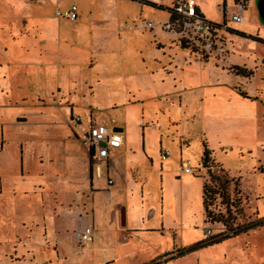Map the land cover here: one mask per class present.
Instances as JSON below:
<instances>
[{
  "label": "rangeland",
  "instance_id": "1",
  "mask_svg": "<svg viewBox=\"0 0 264 264\" xmlns=\"http://www.w3.org/2000/svg\"><path fill=\"white\" fill-rule=\"evenodd\" d=\"M157 1V5L171 9L182 0ZM203 1L210 22L212 20L214 22H211L212 24L220 27L218 33V40L221 43L220 50L207 52L191 40L182 38V36H175L166 31L162 26L169 21L168 12H160L154 9L149 10L150 13L145 18L127 21L126 25L123 22L118 24L117 27L112 28L113 32L108 35H105L102 31L93 32L89 16L96 18V14L94 12L91 15L87 14L82 5L81 9L79 5L80 14L85 15L79 26L85 25L87 30L81 33L79 31L78 37H76L77 32L69 34L68 37H72L78 44L87 43L88 49L85 56L77 58L75 55L71 58L74 64L80 66L76 81H69L72 76L67 74L47 76L40 71L29 73L25 77V66L18 69L9 67V73L5 75L8 82L5 83L12 91L8 94L10 99L8 100L7 96L2 99L3 96L0 94V124L3 126L6 135L4 136L2 150L0 137V184H2L5 191V185L12 186L20 179L21 159L23 157L25 172L28 171L30 174L28 177H37L40 180L43 178L41 183L35 184H41L45 187L44 191L41 190L45 202L44 206L41 205L40 195H33L35 191L40 192L37 188L27 190L24 195L18 193L14 197L11 191L3 194L2 199L4 201L13 200L12 206L15 215L12 216L13 219H10L9 228L14 227V232L18 231V234L23 236L26 233L21 228L23 222L30 223L31 220H34L36 226L42 222L43 216H45L51 236L56 238L61 255L66 258V263L63 264H87L89 253L86 250L101 247L107 243L111 245L113 235L118 233L115 232L118 225L113 224L110 227V223L106 220L103 227L93 228V242L81 246L79 233L84 228L77 233V239L74 233L78 228L75 218L81 202L91 203L93 205L91 208L95 212L96 206H99L98 204L104 206L103 216H109L108 218H110L114 206H119V208L127 210L128 221L131 218L140 220L143 217L147 220L145 222L146 226H160L163 224V228L167 232L164 233L165 235L171 233L169 230L177 231L183 227V229L189 230L184 233L187 235L186 237L188 235L190 239L201 237L200 241L198 240L193 244L194 246L207 239L232 236L234 231L243 230L251 224L264 220V45L250 39L240 38L228 31V29L237 30L248 36L264 40V0ZM122 2L124 7L122 6L120 12L124 13L123 16H126L128 12L130 14V11L135 13L140 8L136 3L125 0ZM34 3L36 4V0H24V8L16 13L4 3V0H0V19L3 20L2 23L8 26L17 24L20 27L19 32H15V36L12 35V31L9 32L11 40L12 38L15 39L18 34H28L26 28L30 11L27 14L26 10L30 5H35ZM70 4L78 8L76 3H72V0H65L61 8L55 9L54 5L49 3L46 10L51 12V17L56 18V11L69 8ZM127 6H131L130 11H128ZM226 6L227 10H225ZM238 6H241L244 11L240 12ZM238 13L241 14L243 20H246L245 23L236 24L230 20L232 15ZM145 21L153 23L154 30L151 33L147 30L139 32L137 29H131L134 24L138 25ZM59 22L65 23V21ZM117 29L122 33L120 45L116 44L115 41H110L111 35ZM240 29L244 31H240ZM141 32L145 35L141 36ZM89 33L93 35L88 36ZM154 33H159V35L155 37ZM126 34L132 36L135 40L128 43L124 38ZM181 41H184L185 50L190 54V59L202 65L210 63L212 68L216 66L218 70L222 65L227 74L241 78L242 83L236 84L234 90L237 93H244L250 99L251 105H249L252 111L261 118L259 119L258 130L255 131L254 129L250 133L246 132L247 137H250L249 139H240V143L248 144L252 146L251 148L254 147L253 149H233L231 154L228 153L224 156V154L218 153L215 154L216 157L211 151L212 163H209L211 171L222 176L220 169H223L227 173L226 179L232 182L226 186L225 196H227V200H222V198L216 196V199L212 202L209 210L214 216L213 220L208 218L207 223L204 222L205 215H203L201 193L202 184L204 179L207 178L208 171L202 167L201 157L204 144L209 150V145L213 146V141L209 140V136L214 140L213 137L217 134V130L211 124L206 125L204 119L201 121L199 115L191 119L187 131L191 142L188 140L183 142L185 144H180L183 147L190 145V150L187 155L180 159L177 155V144L175 145L174 141L177 140L178 134L181 135L184 130L178 133L176 129L177 124H180L179 102L177 99L171 102L172 95L169 94V91L158 86L153 88L145 80L148 85L139 94L141 95L139 103L127 105L125 84L121 83L114 88L111 82L112 75L109 74L112 70L115 74L124 77L126 75L136 76L145 72L144 64L146 65V63L149 68L153 69L158 67L159 58L163 62L162 65L168 58L173 59L174 53L177 55L176 59H180L179 56L182 55ZM175 44L178 46V51H173L174 48L171 49ZM133 45H135V48L131 53L129 50L133 48ZM81 47L84 46L81 45ZM0 48V63L2 64L5 62L3 52L8 53L10 46L1 36ZM106 50L109 53H106ZM60 54H54L50 58H53L58 64L65 60ZM230 54L234 56V63L230 60ZM91 60L94 63L93 67L92 64L90 65ZM186 62H189V60ZM241 62L247 64L242 65ZM234 64L238 66H234ZM19 66H22L21 63ZM236 67H238V70ZM163 68L164 71L169 70V68L167 70L165 67ZM147 72L151 71L147 70ZM98 79L101 80L100 83L94 84ZM57 84H60V88L65 91L66 95L61 96L60 99L55 93L56 90H53ZM75 91L81 97H84L79 96L82 102L71 100ZM57 92H60V90L58 89ZM10 102L11 106H6ZM43 102L47 106H42ZM68 110L71 112L70 116ZM242 113L247 112L244 110ZM20 115L25 116V123H16V119ZM76 117L82 118V125H85L89 119H91L92 125L100 122L98 123L99 126L110 129L123 124L122 126L125 128L124 135L127 133L126 126L130 128V132L127 134L132 139V148L135 149V155L132 156L131 161L127 162L126 149H122L115 151L110 158L113 164L110 172L112 180L120 182L121 178L115 175L118 169L120 174H126L123 181H126V183L128 181L125 190L118 192V196L114 195L117 189L115 186L110 189V192L113 193L111 197L102 193L95 197L93 201L91 198L86 200L85 197L89 196L85 193V190L89 187V182L86 181L89 174L88 176L85 174V169L70 174L64 167L63 158L65 153L75 155L76 159L82 161L83 168L86 167L88 147L85 140L79 136L77 128L81 122L75 121ZM24 121L23 118L17 119V122ZM225 124L227 125V122ZM73 127L76 129H73ZM226 132L227 134L224 137L226 146L231 145L229 142L241 136L240 132L235 131L233 126H228ZM143 140L148 155L143 153ZM207 141H209V145ZM22 144L24 147L21 153ZM226 146L221 149L222 152L228 150ZM161 147L167 149V151L170 150V157L165 162L160 159V155L165 151H160ZM44 155L52 156L47 158ZM252 155H255L254 159H252ZM40 157L43 158L40 159ZM40 160L43 162L42 164H40ZM184 164L187 168L192 169L191 175H181L180 171L185 167ZM77 166L80 167V163H77ZM90 167L91 180L92 177H95V185H104L103 177H96L93 174L92 161H90ZM125 170L127 171L125 172ZM131 170L132 173L127 174ZM64 172L68 176H63ZM41 174H43L42 178L39 177ZM69 181L77 184L78 188H68ZM141 186L143 187L142 190ZM7 193L9 195H6ZM40 194L42 195V193ZM49 214H51V218L47 222ZM115 216L118 219L120 209ZM90 219L89 213L88 220ZM116 222L118 223V220ZM88 223L90 224V222ZM132 226L134 224H128L127 229H118V231H127ZM39 228L35 227L34 230L37 229L36 232H40ZM5 230L6 228L4 231H0V238ZM190 231L191 233H189ZM19 242V244L22 243L21 240ZM32 242L35 245L39 243L37 238L35 241L25 239L24 246L30 248ZM170 243L171 241L162 244L159 250L172 249ZM147 244H150L147 246L149 252L140 253L139 256L141 260L145 261H148L152 256L153 247L157 250L156 242L152 241ZM196 250L183 259H179L175 264H198L197 255L201 257L200 264H264V227L241 233L220 244ZM180 251L178 250L167 257L158 258L156 263L162 264L163 260L178 256Z\"/></svg>",
  "mask_w": 264,
  "mask_h": 264
},
{
  "label": "crops",
  "instance_id": "2",
  "mask_svg": "<svg viewBox=\"0 0 264 264\" xmlns=\"http://www.w3.org/2000/svg\"><path fill=\"white\" fill-rule=\"evenodd\" d=\"M8 1H10L11 3ZM64 1L65 0H36V4L34 3L35 5L32 6L30 5V7H28L26 10L27 14L30 11V13L28 14L29 19L26 28L27 30L26 33L28 34L27 35L18 34V36L15 39L12 38V40L9 38V32L12 31V35L15 36L14 35L15 32H19V28H20L19 25L11 24V26H8L2 23L3 20L0 19V36L10 46V51L8 53L3 52L2 50L5 57V62L2 64L0 63V94L1 96H3L2 99H4V96L8 97V94L12 92L5 83L7 81L5 75L9 73L8 72V70H10L9 67H15L16 69H18L19 67L25 66V72H24L25 77H27L29 73L40 71L41 73H43L44 75L46 74L47 76H52L55 74H67L68 76H72V78L69 81L72 82L76 81V75L80 71V66L74 64L71 58L74 57L75 55L77 58L85 56L87 54L86 51L88 49L87 43L83 42L78 44L77 42H75V40L72 37L71 38L68 37L69 34L76 32L77 35L76 34L75 35L76 37H78L79 31L81 33L82 31L87 30V27L85 25L79 26V24L82 23L83 16H85L82 13L80 14L79 5H80V9L82 5V8H84L87 14L89 13V15H91L93 12L96 14V18L94 16H89V18L91 19L93 32L102 31L103 33H105V35L112 33L113 32L112 28L117 27L118 24H121L123 22L125 23L124 25H126L127 21L145 18L147 17V15H149L150 13L149 10H153L150 7L136 3L140 6L137 12L132 13L130 11L131 6H127L128 11H130V14L128 12L126 16H123L124 13L120 12V9H122L123 6L122 5L123 0H72V3L74 2L78 6V18L75 22H69V21L66 22L65 20L51 17L50 16L51 12L46 10L49 3L51 5H54L55 9H59L61 8ZM147 1L156 4L158 3L157 0H147ZM4 3H6L8 7L12 11H15L16 13L22 10V8H24V0H4ZM203 3H204L203 0H195L196 9L205 20L210 22L209 17H207L206 15L205 6ZM225 10H227V6ZM32 13H34L35 15ZM59 21H65V23ZM245 21L246 20L244 19L243 22L240 23L235 22V23L242 24L245 23ZM211 22L213 21L211 20ZM73 26L75 27L72 28ZM118 29L114 34L111 35L110 41L111 42L115 41L116 44L120 45L122 39L121 37L122 33H120ZM153 30H147V31L151 33V31ZM240 31H244V30L240 29ZM142 33L143 32H141V36H144L145 34ZM92 35L93 34L89 33L88 36H92ZM154 35L156 37L157 35H159V33H154ZM124 36H125L124 37L125 40L128 43L135 40L132 38V36L128 34ZM81 45H83L85 48L81 47ZM134 48L135 45H133V48L130 49L129 51L132 53L134 51L133 50ZM171 49H173V51H178V46L175 44ZM57 53L58 54L61 53L60 55L63 56L65 59L64 61L58 64L55 62L53 58L52 59L50 58L52 55ZM106 53H109V51L106 50ZM181 54L182 55L179 56L180 59H176L177 55L176 53H174V58L173 59L168 58L167 61L164 63V65L161 64L163 62L159 58L160 61L157 63L158 66L157 68L151 69L147 66L146 63V65L144 64L145 72L136 76L126 75L124 77L123 75L120 74L117 75L112 70H110L109 74L112 75L111 82L113 83V87L116 88L121 83L125 84L124 88H125V92L127 93L125 99L127 105L139 103V99L141 98V95L139 94L142 92L143 89L145 90L144 87L148 85L146 81L150 84V86H153V88L158 86L166 91H169V94L172 95L171 102L176 101L177 99V101L179 102L178 110L180 112V124H177L176 129L178 133L179 131L184 130L181 135L178 134L177 140L174 141V144L175 145L177 144V151L179 153V154L177 153V155H179L180 159H182L184 155H187L188 151L190 150V145L186 147L180 146L181 143H182L181 145H183L185 144L183 142H186L188 140L191 142V138L187 134L189 128V121L191 119H194L198 115L199 117H201V121L204 119L206 125L211 124L217 130V134L213 137L214 140H212V137L209 136V140L213 141L212 143L213 146L209 145V141H207L210 151L214 153V156L215 154L217 155L218 153L224 154V156H226L228 153L231 154L233 152V149H238V148H239L238 150H240L241 148L242 149L245 148L248 150L253 149L254 147L251 148L252 146L248 144L240 143L241 142L240 139L242 140H244V138H246V140L249 139L250 137H247L246 132L250 133L254 129L255 131L256 129L258 130V125H260L259 119L261 118L255 112L252 111L250 107L251 105L250 99L243 98L240 95V93H237L234 90V86L236 84L242 83L241 78L227 74L226 70L223 69L222 65L220 70H218L216 66L212 68L210 63L202 65L201 63L195 62L193 59H190V54H188L187 50L185 49H181ZM230 55H231L230 60L232 63H234L235 60L234 56L233 54ZM188 60L189 62H186ZM242 62L240 64L242 65L247 64ZM20 63L22 66H19ZM91 64L93 67L94 63L92 60L90 61V65ZM90 65L89 67L91 68ZM234 66H238V65L234 64ZM163 67H165L166 70L169 68V70L164 71ZM147 70L151 72H147ZM100 81L101 80L98 79L94 84H99ZM58 89L60 90V92H57ZM53 90H56L55 93L57 94L59 99L61 98V96H66L65 91H63L60 88V84H57L56 88H53ZM89 90H90V86H89ZM69 96H70V91H69ZM79 96L80 95L75 91L73 93V98H71V100L72 101L80 100V102H82V99H80L81 96L80 97ZM9 99L10 97H8V100ZM67 101H68V97H67ZM43 103L42 106H47L45 105L46 103L44 104ZM84 104L87 105V103L85 102ZM6 106H11V102ZM243 108L244 110H246L247 113L244 114L242 113L244 111ZM10 111L12 112V110ZM70 114L71 112L69 111V116ZM22 118L25 120L24 122H17V119H22ZM17 119H16V123L26 122V118L24 115L18 116ZM90 122L91 119L87 120L85 125L84 124L82 125V122L78 124L77 129L79 131V136H81L82 139H84V134L86 133L88 127L90 126ZM225 122H227V125L225 124ZM98 123L97 124L95 123V125L99 126ZM66 124L68 125V123ZM122 125L123 124H119L116 127L118 129H122L121 132H117L118 134L115 135V137L119 141V146L110 148L108 165L107 168L104 169L102 172L104 185L103 184L95 185V177H92V180L90 178V173H91L90 161H92V155L88 145H87L88 157L85 168H83L82 166V161H80V159H76L75 155H70L68 153L64 154L65 157L63 158L64 160L63 164L70 174H74L75 171L80 172L81 169H85V174L87 176L89 174L86 180L87 183L89 182V187H87V190H85L86 195L89 196L85 197L86 200L91 198L93 201L95 197H97L99 194L102 193L105 194L106 196L111 197L113 193L110 192V189L114 188L115 186L117 189L114 195L118 196V192H120L121 190L124 191L125 187L127 186L128 181L127 183L126 181L125 182L123 181L126 174L125 175L120 174V171L118 169L116 170L115 175L116 177L121 178L120 182L118 180L116 182L113 181L110 176V172L113 165L111 163L110 158L115 151L126 149L125 153L128 156L127 162L129 160L131 161L132 156L135 155L134 153L135 149L132 148V139L127 134L130 132V128L126 126L127 133L126 135H124L125 128ZM228 126H233L235 131L240 132L241 136L236 140L233 139L234 141L232 140L231 142H229L231 145L226 146L227 144H225L224 142V137L227 134L226 130ZM73 129L76 128L73 127ZM142 132L144 137V127L142 128ZM0 134H1L0 137H1V150H2L4 144V136L6 135L4 134V129L1 124H0ZM127 138L129 139L128 141ZM225 146L228 147V150L226 152H222L221 149L225 148ZM23 147L24 145L22 144L21 153L23 151ZM142 150L144 155H148L146 147L144 146V140H143ZM164 150L167 149H163L162 147L160 148V151H164ZM44 156L49 158L52 155H44ZM254 156L255 155H252L253 157L252 159H254ZM42 158L43 157H40V159ZM166 160L164 161L161 160V161L165 162ZM42 163L43 162L40 160V164ZM77 163H80V167L79 166L76 167ZM88 163H89V167H88ZM127 170H125V172ZM131 173L132 170L127 174H131ZM180 173L181 175L185 174L182 172V170L180 171ZM29 175L30 174L28 171L25 172L23 157H22L20 179H18V181H16V183L12 186L5 185V191L2 187V184H0V231H4V229L6 228L5 233L1 234V238H0V264L66 263V258L61 255L56 238L51 236L52 234L49 228L47 227L45 216H43L42 222H40L36 226H35L36 221L34 220H31L30 223L23 222L21 224V228L24 229L26 232L23 236L18 234L17 231L18 229L16 230L17 232H14L15 231L14 227L9 228L10 219H13L12 216L15 215V212L13 211V206H12L13 200L4 201L2 199V197H4L3 194L5 192L11 191L12 192L11 194L14 197L18 193L20 194L22 193L24 195L27 193V190L37 188L38 191L40 192L35 191L33 195H37V194L40 195L41 205L44 206L45 202L42 191L45 190L44 189L45 187L44 185L41 184H35L42 182L43 174L39 175V177L42 178L41 180L37 177H28ZM63 176H68V174L64 172ZM107 178L113 181L112 185L106 186ZM76 185L77 184H74L69 181L67 187L68 188L72 187L77 189L78 187ZM142 189L143 187L141 186V190ZM40 193H42V195ZM6 195L9 194L7 193ZM98 205L99 206H96L97 209L95 212V210L91 208L93 206L91 203L87 204V202H81V206L78 210L77 217L75 218L78 224V228L74 232L76 239H77L76 237L77 233L83 228L90 227L94 232V229L103 227V224L106 222V220L107 222L110 223V227L113 224L114 225L116 224V226L118 225L119 230L127 229L128 224H134V226H132L127 231H118V229H116L115 232L118 233L117 235L116 234L113 235V240H111V245L107 243L106 245H102L101 247L91 248L86 250L89 253V257H88L89 261L87 264H158L156 263V260L158 258L167 257L168 255L178 250H187L193 244L198 242V240L201 238V237L199 238L194 237L193 239H190L189 235L188 237H186L187 235H185L184 233L188 232L189 230L188 229L185 230L183 229V227L179 228L177 231L169 230L171 231V233L165 235L167 232H165L163 228V224H161L160 226H155V225L146 226L145 222L147 220H145V218L143 217L140 220L137 219L134 220V218H131V220L129 219L128 221L127 210L124 208H119V206L118 207L114 206V210H112L111 212L112 214L110 218H108L109 216L104 217L103 216L104 206H101L100 204ZM119 209H120V216L118 217V219H116L115 215L118 213ZM89 213L91 216L90 220H88ZM112 215L114 216L112 217ZM122 215L124 216V219H122ZM47 218H48L47 220L48 222L51 218V214H49ZM117 220L118 223L116 222ZM88 222H90V224ZM35 227L36 228L40 227L39 228L40 230L38 229L40 232H36L37 229L34 230ZM174 231L177 235L174 233ZM189 233H191V231ZM36 238L39 241L38 244L35 245V243L32 242L30 248H26L24 246L25 239H27L28 241H35ZM19 240L22 241L21 244H19L20 243ZM152 241L157 243L155 244L157 250H155V247H153L152 256L149 258V260L148 261L141 260L139 258V256L141 255L140 253L149 252V248L147 246H149L150 244L147 243L148 242L151 243ZM170 241H171L170 245L172 249L165 248L164 251L163 249L159 250L162 244L168 243ZM195 251L185 252L181 256H174L171 259L168 258L167 260H163L162 264H175L176 261H178L179 259H183L184 257H186V255L190 253H194ZM200 258H201L200 255L196 256V260L197 261L199 260L198 264L201 263Z\"/></svg>",
  "mask_w": 264,
  "mask_h": 264
},
{
  "label": "built area",
  "instance_id": "3",
  "mask_svg": "<svg viewBox=\"0 0 264 264\" xmlns=\"http://www.w3.org/2000/svg\"><path fill=\"white\" fill-rule=\"evenodd\" d=\"M176 14L180 17L181 22H169L162 27L175 36H182L190 34L191 38L197 41L207 52H213L220 50V41L218 33L220 27L214 26L211 22L204 18L198 17L197 9L195 6V0H182L177 3L174 8ZM238 10L243 12L244 9L238 6ZM200 14V13H199ZM56 18L75 22L78 18V8L75 5H71L65 10H57L55 13ZM232 22L240 23L243 21L241 14H234L230 19ZM131 29H137L139 31L153 30L154 25L150 21L142 22L138 25L131 26ZM130 29V30H131ZM75 121L82 122L81 117H76ZM118 134L113 129L97 126L91 124L84 134V140L90 148L92 155V162L94 166V174L96 177H102V172L107 168L109 160L110 148L118 147L119 141L115 137ZM170 156L169 151L165 150L160 158L162 161L166 160ZM192 169L183 168L182 172L188 175L192 174ZM113 184V181L106 179V186ZM93 230L90 227L84 228L79 233V242L81 246L92 242Z\"/></svg>",
  "mask_w": 264,
  "mask_h": 264
},
{
  "label": "trees",
  "instance_id": "4",
  "mask_svg": "<svg viewBox=\"0 0 264 264\" xmlns=\"http://www.w3.org/2000/svg\"><path fill=\"white\" fill-rule=\"evenodd\" d=\"M127 1L139 3L143 6L150 7L154 10L167 11L169 14V22H176V21L181 22L180 17L176 14V12L174 10L175 7L171 8V9L170 8H164L161 5H157L156 3H152V2L147 1V0H127ZM197 14H198V17L203 18L199 14L198 11H197ZM214 26L219 27V25H216V24H214ZM228 31H230L232 34H234L235 36H238L240 38L250 39V40L259 42V43L264 45L263 39H260L257 37L254 38L252 36H248L244 33H241V32L235 31V30H231V29H228ZM182 38H185L187 40H191V42H193L197 46H201L197 41H195L194 39L191 38L190 34L182 35ZM180 44H181L182 49H186V46L184 45V41H181ZM201 48H202V46H201ZM236 69L238 70V67H236ZM240 95L243 98L248 99L244 93L240 92ZM210 153H211V151L207 148L206 144H204L203 145V153H202V157H201V165L203 168H206L208 172H207V178L204 179L203 184H202L201 200H202V207H203V215H205V219H204L205 223H207L208 218H211V220H213L214 215L209 210V207L211 206L212 202L216 199V196H219L220 198H222V200H227V196H225L226 186H228V184L230 182H232V181H229L226 179L227 173L223 169H220V173L222 176L215 174L211 171V168L209 166V163L210 164L212 163ZM226 226H228V225H226ZM260 227H264V220L257 222L255 224H251L250 226L244 228L243 230H236L233 232L232 236L227 235L224 237H216V238H212V239H207L206 241L200 242V243L196 244L195 246L193 245V246L189 247L187 250H181L178 253V256H181L185 252H191V251H195L196 249H199V248H205L207 246L220 244L221 242H223L227 239H230L232 237H235L241 233H246L250 230L260 228Z\"/></svg>",
  "mask_w": 264,
  "mask_h": 264
},
{
  "label": "water",
  "instance_id": "5",
  "mask_svg": "<svg viewBox=\"0 0 264 264\" xmlns=\"http://www.w3.org/2000/svg\"><path fill=\"white\" fill-rule=\"evenodd\" d=\"M113 131H114V132H121L122 129L114 128ZM122 219H124V216H123V215H122Z\"/></svg>",
  "mask_w": 264,
  "mask_h": 264
},
{
  "label": "bare ground",
  "instance_id": "6",
  "mask_svg": "<svg viewBox=\"0 0 264 264\" xmlns=\"http://www.w3.org/2000/svg\"><path fill=\"white\" fill-rule=\"evenodd\" d=\"M183 166L187 167L185 164H184ZM185 167H184V168H185Z\"/></svg>",
  "mask_w": 264,
  "mask_h": 264
}]
</instances>
